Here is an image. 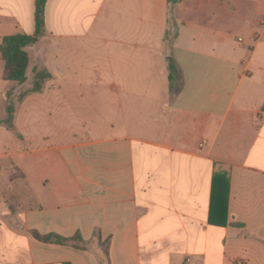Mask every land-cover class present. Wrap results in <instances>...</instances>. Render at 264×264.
<instances>
[{
  "label": "crops",
  "instance_id": "obj_1",
  "mask_svg": "<svg viewBox=\"0 0 264 264\" xmlns=\"http://www.w3.org/2000/svg\"><path fill=\"white\" fill-rule=\"evenodd\" d=\"M35 12L0 0V44ZM45 21L25 83L0 53V122L26 94L0 123V264H264V0H48Z\"/></svg>",
  "mask_w": 264,
  "mask_h": 264
},
{
  "label": "trees",
  "instance_id": "obj_2",
  "mask_svg": "<svg viewBox=\"0 0 264 264\" xmlns=\"http://www.w3.org/2000/svg\"><path fill=\"white\" fill-rule=\"evenodd\" d=\"M177 1V0H170ZM48 0H36V12H35V21H36V31L34 35H27L23 33H17L14 35H9L3 38L2 43L0 44V53L3 60L5 61V73L4 78L8 81L17 82L23 84L27 80V71L30 65V55L27 51V48L35 45L40 41L42 37L46 34V21H45V12L46 5ZM168 67L170 71V81L171 87L174 88V82L179 77L178 66L173 58L168 59ZM35 81L34 87L31 92H39L42 90V83L45 79L50 77V74L46 70L34 69ZM26 94H22L19 98L14 99L13 104H9L7 107V118L6 120L0 122L4 124L8 129L15 131L14 127V114L16 110L17 101H21ZM34 236L40 241L46 243H55V244H68L71 242V239L64 238L56 234H50L42 236L37 232L34 233ZM73 240L81 241L82 238L78 234Z\"/></svg>",
  "mask_w": 264,
  "mask_h": 264
},
{
  "label": "rangeland",
  "instance_id": "obj_3",
  "mask_svg": "<svg viewBox=\"0 0 264 264\" xmlns=\"http://www.w3.org/2000/svg\"><path fill=\"white\" fill-rule=\"evenodd\" d=\"M242 38V37H241ZM243 39V38H242ZM235 68H236V66H234ZM242 66H237V68H236V70L238 69L239 71H241L242 70ZM242 73V72H241ZM235 84H236V82H235V80H234V78L232 77V83H231V90H233L234 89V87H235ZM14 98V97H13ZM10 98L9 100H8V105L9 104H13V102H14V99H16V98ZM5 113V105H4V103L2 102V104L0 105V116L1 115H3ZM33 132H34V130H33ZM35 133V132H34ZM23 134L29 139H31L32 138V130L31 129H29V128H26V129H24L23 130ZM12 138H14L15 139V137H14V134H13V132H8V138L5 140V144L6 145H8V146H11V147H14L15 146V141H14V139H12ZM27 142V141H26ZM8 168L11 170L12 169V166L10 165V166H8ZM10 200H13V197L11 196L10 197Z\"/></svg>",
  "mask_w": 264,
  "mask_h": 264
},
{
  "label": "built area",
  "instance_id": "obj_4",
  "mask_svg": "<svg viewBox=\"0 0 264 264\" xmlns=\"http://www.w3.org/2000/svg\"><path fill=\"white\" fill-rule=\"evenodd\" d=\"M239 42H243V39L242 38H239Z\"/></svg>",
  "mask_w": 264,
  "mask_h": 264
}]
</instances>
